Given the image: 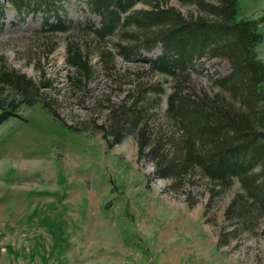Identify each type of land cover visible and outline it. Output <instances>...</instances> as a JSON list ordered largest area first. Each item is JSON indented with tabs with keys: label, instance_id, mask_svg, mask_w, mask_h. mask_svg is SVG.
Instances as JSON below:
<instances>
[{
	"label": "rangeland",
	"instance_id": "obj_1",
	"mask_svg": "<svg viewBox=\"0 0 264 264\" xmlns=\"http://www.w3.org/2000/svg\"><path fill=\"white\" fill-rule=\"evenodd\" d=\"M0 2V68L49 82L42 97L57 113L35 102L0 122V264H264V214L249 230L238 229L239 205L226 212L235 194L245 200L238 181L222 190L198 170L179 181L159 175L149 148L162 151L177 134L165 112L168 77L141 59L108 60L119 38L94 35L99 18L87 0L50 1L70 22L64 30L54 29L53 11L25 14ZM239 7L259 22L264 61V0ZM77 49L94 69L88 83L69 79L75 71L66 60ZM145 53L153 58L160 47ZM195 62L191 83L205 91L231 70L220 57ZM132 107L139 117L127 125L119 114ZM140 132L149 143L142 152Z\"/></svg>",
	"mask_w": 264,
	"mask_h": 264
},
{
	"label": "trees",
	"instance_id": "obj_2",
	"mask_svg": "<svg viewBox=\"0 0 264 264\" xmlns=\"http://www.w3.org/2000/svg\"><path fill=\"white\" fill-rule=\"evenodd\" d=\"M50 1L11 0V3L25 14L32 12L34 6L53 11L54 29L64 30L70 22L58 13L59 8L49 6ZM175 1L189 7L190 13L184 14L170 0H87V3L90 12L99 18L94 35L102 39L115 35L119 38L115 50L106 53L108 60L113 61L116 55L125 60L141 59L149 70L170 79L165 112L177 134L167 139L168 147L162 151L158 144L149 148L159 175L179 181L198 170L222 190L238 181L245 200L238 201L240 194H235L226 212L232 213L239 205L238 229L247 226L251 230L258 216L264 214V61L256 50L263 39L259 22L241 17L239 0ZM138 3L146 6L135 7ZM157 46L159 54L153 58L145 56L146 51ZM204 55L226 59L231 67L227 75L213 80L211 91L197 89L191 83L195 60ZM66 61L75 71L69 77L72 84L93 79L94 69L87 54L69 50ZM50 85L16 70L0 68V122L18 117L21 106L35 102L57 117L56 110L42 97V88ZM154 89H159V96L165 93V88ZM134 109L130 108L129 114L128 109L123 110L119 114L121 121H127V125L136 122L139 115ZM118 113L112 112L117 123L115 142L121 139ZM139 135L138 150L142 152L149 143L142 132Z\"/></svg>",
	"mask_w": 264,
	"mask_h": 264
}]
</instances>
